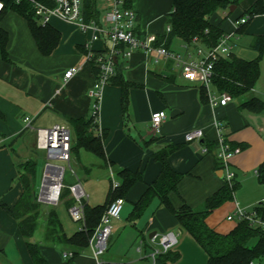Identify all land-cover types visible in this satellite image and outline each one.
<instances>
[{
    "label": "crops",
    "instance_id": "0c3cea01",
    "mask_svg": "<svg viewBox=\"0 0 264 264\" xmlns=\"http://www.w3.org/2000/svg\"><path fill=\"white\" fill-rule=\"evenodd\" d=\"M257 1L264 3V0H236L232 4L233 11L229 7L219 8L209 19L212 24L220 25L224 33L234 35L231 50L234 55L243 58L245 49L255 51L251 54L252 58H243L246 60L259 55L251 44L255 36L264 34V11L252 17L246 14ZM171 4V0H131V8L137 14L136 32L140 36H161L168 25L167 14L172 10ZM243 14L248 20L238 32L234 21ZM48 23L59 31L60 38L53 51L43 55L23 17L8 11L0 21V26L8 33L9 54V61L0 63V264H33L18 221L7 210V207L16 204L22 192L19 176L23 169L20 164L35 160L28 153L26 141L20 143V139L37 137V129H47L56 124L71 127L67 123L70 117H88L91 114L93 99L89 91L95 73L92 64L86 60L85 43L89 33H82L74 23L58 17H51ZM92 47L97 50L100 43L95 41ZM70 67L78 70L64 82L63 73ZM259 67L260 76L246 97L255 96L264 102V52L260 54ZM118 72L131 84L127 106L125 110L122 108L120 86L109 82L102 88L97 121L98 127L105 132L102 142L108 166L99 159L110 176L116 168L138 170L142 174L141 181L135 182L125 195L120 217L111 222L109 237L110 241L115 235L118 238L126 236L128 244H136L140 257L137 262L125 259L117 256L114 248L104 253L99 261L104 264L150 263V238L174 231L177 244L173 250L179 252V258L165 264H205V251L188 232L180 228L176 216L160 204L158 197H154L143 214L131 222L128 217L133 203L160 172L161 165L154 159V153L168 145H178L168 157V162L174 170L184 173V177L178 184L177 192L169 193L170 203L176 209L186 203L192 211L202 210L206 198L225 181L220 176L216 161L217 140L221 136L232 147L241 148L229 163L238 188L233 200L214 209L205 222L219 233L230 231L236 222L227 217L234 215L236 207L246 211L247 207L264 199V188L260 185L263 183L256 176L258 165L264 161V107L260 111L240 108L239 100L235 98L225 105H212L210 98L214 96L209 87L220 95L212 84L208 88L203 87L205 92L202 93V84L183 79L176 63L147 64L141 50L133 51L127 58H120ZM157 111H164L166 117L161 123L160 133L153 135L149 125L152 113ZM194 128L202 129L204 135L201 139L187 142L185 133ZM27 129L31 134L26 132ZM205 148L207 151H204ZM80 165L86 175L91 172L90 167ZM116 182H120V177ZM107 190L101 200L93 196V191L86 189V202L91 206L103 203ZM79 229L80 226L66 233L61 226L66 236ZM45 233L46 228L43 233L36 229L33 234L36 238L31 240L39 244L42 256L51 264H98L90 245L78 250L57 238H46ZM69 252L73 255L65 257L64 253Z\"/></svg>",
    "mask_w": 264,
    "mask_h": 264
},
{
    "label": "trees",
    "instance_id": "16d2710c",
    "mask_svg": "<svg viewBox=\"0 0 264 264\" xmlns=\"http://www.w3.org/2000/svg\"><path fill=\"white\" fill-rule=\"evenodd\" d=\"M3 7L0 10V21L8 11H13L23 17L29 26L32 37L37 45L39 52L43 55H49L56 47L60 33L49 23L42 24L35 15L32 0H1ZM48 6H52V0H34ZM97 1L83 0L86 17L97 18ZM236 0H171L172 10L167 14V23L171 30L166 34L165 31L158 38L165 37V45L169 48L171 41L177 37L184 45H193L194 40L203 46L211 47L217 44L219 38L224 33L220 25H214L210 22V16L219 8L230 7ZM125 7H131V0H124ZM264 11V3L257 1L246 14L252 17L254 14ZM239 16L238 18L244 16ZM245 24L238 27V32ZM8 33L0 26V63L9 61L7 50ZM251 48L259 52V55L251 60H246L231 53L228 58L221 57L215 61L211 84L218 93H227L232 98L239 100L240 108H248L252 111H260L264 107V102L255 96L246 97L254 88L260 76V54L264 52V34L254 37ZM92 64V63H91ZM94 73L96 69L92 64ZM111 82L117 84L122 90V108L125 110L128 101V90L131 84L125 81L118 72L111 79ZM204 85L201 86V92L204 93ZM69 123L73 131L70 152L77 153L79 149H84L104 161L108 166L104 149L103 138L105 132H95L93 117L69 118ZM178 145H168L154 153L155 160L160 162L161 169L158 176L147 185L139 199L133 203V208L129 214L128 220L134 222L138 219L148 207L154 197H158L160 204L173 213L180 228L188 232L200 247L207 254L205 264H250L251 262H260L264 257V230L260 226L252 225L247 219H241L227 233H219L210 228L206 222V217L216 208L227 201L233 200L234 192L238 188V183L233 181L223 184L214 191L205 200L202 210L192 211L190 207L183 203L178 209L174 208L169 200L170 192H177L178 184L184 177V173L174 170L168 157L172 154ZM209 151L211 149H208ZM24 169L20 174L22 192L16 204L13 207H7L8 212L18 221L20 233L26 238V246L33 264H51L40 252L37 242L31 240L38 227L35 213L38 211L39 204L35 195V170L36 161L27 160L20 164ZM120 182L113 186L110 180L105 201L101 204L91 206L83 200V221L80 222V229L70 236H66L61 231V224L58 220L56 210L52 209L47 213L46 238H57L64 243H68L78 250L84 249L89 245V239L97 227L100 217L105 211L107 205L116 198L124 200L129 188L137 181H141L140 171H131L126 168H116ZM89 169H87V172ZM256 176L260 183L264 184V161L256 169ZM60 202L68 208L74 203L68 187H64ZM256 216L264 221V201H260L253 206ZM58 227V231L55 230ZM61 232V233H60ZM179 258V252L169 250L160 253L157 256V264H165L168 261H175ZM104 264V263H101ZM108 264H133L130 262H114Z\"/></svg>",
    "mask_w": 264,
    "mask_h": 264
},
{
    "label": "built area",
    "instance_id": "2783aa9c",
    "mask_svg": "<svg viewBox=\"0 0 264 264\" xmlns=\"http://www.w3.org/2000/svg\"><path fill=\"white\" fill-rule=\"evenodd\" d=\"M35 15L42 23H48L51 17H58L66 22L74 23L79 30L87 34L88 41L85 43L86 60L92 63L96 69L95 80L90 88L89 95L93 99L91 104V115L93 117L94 130L100 133L98 127L97 115L99 109V100L102 88L111 82V79L117 73V63L120 58L129 57L133 51L141 50L144 52L147 64H159L173 61L179 66L181 77L190 82H198L208 88L211 85L213 66L215 61L221 57L228 58L232 53L233 37L231 33H223L216 45L211 47L199 46L194 40L193 45H184L185 52L183 56L175 53L165 45V37L161 40L155 34L140 36L136 32L137 14L131 7L124 6V0H103L101 7L97 6V18L86 17L83 0H52L53 5L48 6L32 0ZM3 2L0 0V10ZM100 8V10H98ZM248 17L242 16L234 21L236 28L245 24ZM171 30L168 24L165 28L167 34ZM98 41L100 48L95 50L92 43ZM194 48V52L189 48ZM204 47V49L202 48ZM78 69L70 67L63 73V80L67 82L72 78ZM232 97L227 93H222L218 98L211 97L212 105H225L231 101ZM166 117L164 111L152 113L149 131L153 135L160 133L161 123ZM28 121V119H27ZM217 126L220 123H216ZM204 135L202 129L194 128L185 133L187 142L201 139ZM72 141V132L69 127L63 124H56L49 129H37V147L45 149L47 155L52 158L67 161L71 160L70 144ZM218 151L216 153L217 167L223 173V178L228 184L234 181V172L230 170V159L241 151L240 147H232L218 138ZM204 151H207L205 148ZM52 167V165H47ZM63 168L56 185V191L51 199L47 198L42 184L39 199L43 201L57 203L59 202L61 192L64 187H68L74 203L68 207V213L73 221H83V200L87 195L80 181L71 185H65L63 181ZM47 177V175H46ZM43 181H46L45 179ZM113 186L118 182L112 181ZM264 201V199L262 200ZM124 200L116 198L106 207L100 217V221L89 239V245L92 248L93 256L101 264L99 258L106 251L109 237L111 234V222L120 217ZM236 218V222L241 219H247L252 225L260 226L264 230V221L256 216L255 211H245L236 207L234 215H229L227 219ZM152 247L148 258L150 264H157L158 254L173 250L177 244V235L174 231L166 232L160 236L154 235L150 238ZM73 253H64L65 257L72 256ZM250 264H258L251 262Z\"/></svg>",
    "mask_w": 264,
    "mask_h": 264
},
{
    "label": "rangeland",
    "instance_id": "374dc122",
    "mask_svg": "<svg viewBox=\"0 0 264 264\" xmlns=\"http://www.w3.org/2000/svg\"><path fill=\"white\" fill-rule=\"evenodd\" d=\"M103 0L97 1V6L101 7ZM100 10V8H98ZM199 46H202L199 44ZM204 49V47H202ZM171 49L174 50L175 53L180 54L183 56L185 52V47L181 43V40L177 37H175L171 44ZM189 51L194 52V48H189ZM243 58L250 59L251 54L255 53V51L252 50H244ZM174 69V68H173ZM211 90V94L218 98L219 94H217L212 87H209ZM69 123V120L67 121ZM70 124V123H69ZM54 125L47 127V129L52 128ZM69 127L68 125H66ZM71 129V127H69ZM28 134H31V131L29 129L26 130ZM72 135L73 131L71 129ZM22 141H26V146L28 148V153L34 157L36 160V170H35V195H36V201L39 204L38 211L35 213V216L37 218L38 227L37 231L40 233H43L45 231V228L47 227L46 221H47V213L48 211L55 208L57 217L61 223L62 228L66 233H70L73 230L79 228L80 222L73 221L68 213L67 207L62 202H48L43 201L39 199L42 184L45 185L46 175H48V168L47 165L57 166L60 168H63V181L64 184L66 183H75L78 182V180L81 181L82 186L85 190L89 189L93 191V196L99 197L101 200H103L106 189L109 186L110 180L111 181H119V177L116 173V170L113 172V176H110L108 172L103 168L100 163V159L93 155L92 153L84 150L79 149L77 153L71 154V160L68 163L67 161L48 157L47 151L45 149L36 148L35 146L37 144V137H29V140L20 139V143ZM35 144V145H34ZM81 164L86 165L91 168V172L86 175L83 168L81 167ZM24 171V169H23ZM110 176V177H109ZM261 187L264 188V184H260ZM64 189V188H63ZM63 191V190H62ZM62 193V192H61ZM87 199V197H86ZM253 210V206H249L246 208V211L251 212ZM234 221L236 222V218H234ZM55 230L58 231V227L55 226ZM115 235L113 239H110L109 241V248L104 253L111 252L115 248V252H117V256H121L125 259L134 260V262L140 257V254L136 252V244L134 242H131L128 244L126 242L127 237L126 236H120ZM112 237V236H111ZM36 238V234L33 235V240ZM151 250V249H150ZM113 251V252H114ZM104 253L101 255L99 260H102ZM136 261V262H137ZM145 264H150L149 262H145ZM258 264H264V257L258 262Z\"/></svg>",
    "mask_w": 264,
    "mask_h": 264
},
{
    "label": "bare ground",
    "instance_id": "6f19581e",
    "mask_svg": "<svg viewBox=\"0 0 264 264\" xmlns=\"http://www.w3.org/2000/svg\"><path fill=\"white\" fill-rule=\"evenodd\" d=\"M48 175L46 177L44 191L46 192L47 198L51 199L56 191V185L58 184L61 168L57 166H52L48 168Z\"/></svg>",
    "mask_w": 264,
    "mask_h": 264
},
{
    "label": "water",
    "instance_id": "95a60500",
    "mask_svg": "<svg viewBox=\"0 0 264 264\" xmlns=\"http://www.w3.org/2000/svg\"><path fill=\"white\" fill-rule=\"evenodd\" d=\"M229 9H230V11H233V9H234V6L233 5H231L230 7H229ZM49 157V156H48ZM219 173H220V176L222 177L223 176V173H222V171H219ZM152 235V234H151ZM150 235V236H151Z\"/></svg>",
    "mask_w": 264,
    "mask_h": 264
}]
</instances>
